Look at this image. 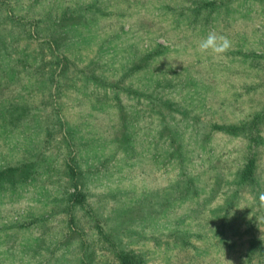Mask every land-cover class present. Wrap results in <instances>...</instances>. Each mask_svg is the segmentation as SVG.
<instances>
[{"label":"rangeland","instance_id":"374dc122","mask_svg":"<svg viewBox=\"0 0 264 264\" xmlns=\"http://www.w3.org/2000/svg\"><path fill=\"white\" fill-rule=\"evenodd\" d=\"M8 168L0 264H264V0H0Z\"/></svg>","mask_w":264,"mask_h":264},{"label":"trees","instance_id":"16d2710c","mask_svg":"<svg viewBox=\"0 0 264 264\" xmlns=\"http://www.w3.org/2000/svg\"><path fill=\"white\" fill-rule=\"evenodd\" d=\"M226 132H231L233 134H238L240 132V130L243 127H236V126H229V127H225ZM33 165H30V167H32ZM69 172H70V177L71 180L74 182L77 175H78V170L76 167V163H74V165H69L68 167ZM21 170V168L16 169V168H8L6 170H0V179H4L3 177H5L8 172H12L13 174H15L16 172H19ZM255 170V159L251 158V161L249 162V164L247 165L245 171H244V179H250L253 176ZM28 172V169L23 173L22 177H24ZM74 186H77L75 183H73ZM87 200V194L85 191L83 190H78L75 194L72 195L70 202H72L73 205L79 206L82 205L85 201ZM136 258V255L130 253V252H123L121 251V253L119 254V259L121 264H135L134 259Z\"/></svg>","mask_w":264,"mask_h":264},{"label":"clouds","instance_id":"9594fccd","mask_svg":"<svg viewBox=\"0 0 264 264\" xmlns=\"http://www.w3.org/2000/svg\"><path fill=\"white\" fill-rule=\"evenodd\" d=\"M232 47V42L225 35H218L215 32H209L206 38L202 39L199 44L201 53L210 52L214 56L220 57L227 53ZM259 199L264 202V192L259 194Z\"/></svg>","mask_w":264,"mask_h":264}]
</instances>
